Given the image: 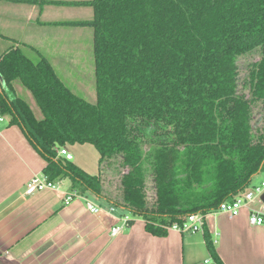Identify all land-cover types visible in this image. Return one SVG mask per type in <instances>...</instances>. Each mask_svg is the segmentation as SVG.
<instances>
[{"label": "trees", "instance_id": "trees-1", "mask_svg": "<svg viewBox=\"0 0 264 264\" xmlns=\"http://www.w3.org/2000/svg\"><path fill=\"white\" fill-rule=\"evenodd\" d=\"M4 1L92 9L90 19L40 23L92 28L94 103L34 48L36 61L18 46L0 54V114L44 159L48 180L67 178L161 236L189 213L214 212L264 171V124H253L264 106V0ZM254 51L242 80L238 61ZM16 81L41 118L14 93ZM75 143L95 146L97 174L58 155ZM108 168L118 171L119 194L105 192ZM205 243L221 264L208 235Z\"/></svg>", "mask_w": 264, "mask_h": 264}, {"label": "crops", "instance_id": "crops-1", "mask_svg": "<svg viewBox=\"0 0 264 264\" xmlns=\"http://www.w3.org/2000/svg\"><path fill=\"white\" fill-rule=\"evenodd\" d=\"M22 4L32 5L28 16L39 25L50 22L39 19L44 6L56 5ZM0 116V264H204L207 259L217 264L207 249L205 235L221 264H264V223L250 224L247 208L236 216L207 213L202 232L169 229L156 236L145 230L141 217L107 201L103 207L88 193L65 203L66 194L79 192L71 182L26 194V183L33 175L42 174L45 161L20 128L9 125L7 116ZM84 197L99 205L100 211H88ZM259 202L264 204V191ZM111 206L113 211H109ZM114 226L121 228L111 234Z\"/></svg>", "mask_w": 264, "mask_h": 264}, {"label": "rangeland", "instance_id": "rangeland-1", "mask_svg": "<svg viewBox=\"0 0 264 264\" xmlns=\"http://www.w3.org/2000/svg\"><path fill=\"white\" fill-rule=\"evenodd\" d=\"M45 5V4H44ZM32 5L22 3H11L0 1V54L11 46H18L22 52L31 60L36 61L38 56L32 49L37 50L52 65L59 79L76 95L89 102H95V76L94 61L92 54V28L59 26V25H39L35 18L28 16ZM34 12H38L35 7ZM92 15L91 7L85 6H63L45 5L43 13L39 16L43 21L55 20H83L90 19ZM258 52L254 51L246 56H242L239 61L240 79L246 76L248 65L258 59ZM15 92L22 97L29 105L36 118H41L42 114L33 103L31 92L20 85L19 82L13 84ZM4 124V122H3ZM254 126L259 127L264 124V106L255 107L253 116ZM67 150L72 154L74 164L82 167L89 174H97L99 170V152L90 143L67 144ZM103 184L105 192L119 194L118 171L113 168L104 169ZM263 177L262 172L255 174L249 186L259 185ZM63 181V182H62ZM62 187L70 183L69 179L59 180ZM151 182L147 180V192L151 194ZM92 200L101 206H107L105 200L89 194ZM258 204V203H257ZM119 211V210H118ZM129 213L125 211V213ZM133 216L132 213H129Z\"/></svg>", "mask_w": 264, "mask_h": 264}, {"label": "built area", "instance_id": "built-area-1", "mask_svg": "<svg viewBox=\"0 0 264 264\" xmlns=\"http://www.w3.org/2000/svg\"><path fill=\"white\" fill-rule=\"evenodd\" d=\"M0 120L2 117L0 116ZM58 155L65 157L68 160L72 159V154L63 146L57 150ZM263 177L259 185L247 186L243 191L232 199L222 201L214 212H224L229 216L238 215L243 208L248 210V221L252 225H261L264 223V204L259 202V197L264 191V171L262 172ZM58 182L50 181L43 174L33 175L30 180L26 183L25 193L33 194L37 191L45 189L58 188ZM81 196L77 192H71L66 194L64 202L68 203L73 197ZM85 206L88 211L97 213L100 211V206L94 203L88 198H83ZM258 203V204H257ZM114 207L111 206L109 211H113ZM205 215L201 212L189 213L182 217L180 222H172L164 228L166 230L174 229L179 232H202L205 225ZM127 216L124 217V224L128 222ZM121 226H114L111 229V234H116L120 230ZM204 264H214L209 259L204 261Z\"/></svg>", "mask_w": 264, "mask_h": 264}]
</instances>
